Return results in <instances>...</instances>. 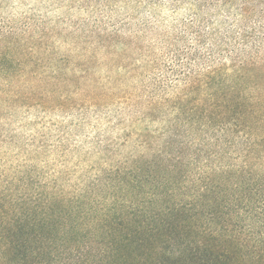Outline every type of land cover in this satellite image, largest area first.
Returning <instances> with one entry per match:
<instances>
[{
	"label": "trees",
	"instance_id": "trees-1",
	"mask_svg": "<svg viewBox=\"0 0 264 264\" xmlns=\"http://www.w3.org/2000/svg\"><path fill=\"white\" fill-rule=\"evenodd\" d=\"M234 1L238 20L196 17V46L151 80L145 118L160 109L165 148L111 199L0 178V264H264V0ZM32 31L0 21V107L41 100Z\"/></svg>",
	"mask_w": 264,
	"mask_h": 264
},
{
	"label": "rangeland",
	"instance_id": "rangeland-1",
	"mask_svg": "<svg viewBox=\"0 0 264 264\" xmlns=\"http://www.w3.org/2000/svg\"><path fill=\"white\" fill-rule=\"evenodd\" d=\"M236 4L0 0V21L33 28L23 45L36 54L33 73L47 83L31 106L0 107V178L26 172L35 192L39 186L67 200L111 199L137 160L165 148L162 122L155 121L163 118L160 109L145 118L151 80L167 76L174 58L183 61V50L196 46L187 30L196 17L224 30L239 19ZM52 89L67 100L63 106Z\"/></svg>",
	"mask_w": 264,
	"mask_h": 264
}]
</instances>
